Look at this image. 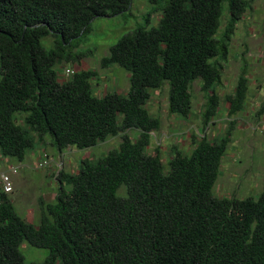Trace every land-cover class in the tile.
I'll use <instances>...</instances> for the list:
<instances>
[{"label":"trees","instance_id":"16d2710c","mask_svg":"<svg viewBox=\"0 0 264 264\" xmlns=\"http://www.w3.org/2000/svg\"><path fill=\"white\" fill-rule=\"evenodd\" d=\"M133 1L0 0L4 172L12 166L21 172L35 144L47 146V136L59 153L121 140L101 158L81 160L76 171L55 172L56 198L40 200L37 224L17 213V191L0 186V264H264V186L258 199L215 190L251 92L243 72L235 90L222 96L223 71L235 26L257 0H167L157 27L139 26L101 60L103 68L128 73V93L99 96L95 71L71 65L91 53L80 46L93 22L128 12ZM226 3L229 24L219 37ZM69 69L74 75H66ZM197 80L206 99L198 116ZM167 84L168 112L177 121L172 129L189 142L182 148L155 142L161 120L148 103ZM260 113L252 119L261 123ZM197 117L198 129L190 126ZM45 156L40 153L37 170ZM24 242L49 250V257L28 263Z\"/></svg>","mask_w":264,"mask_h":264},{"label":"rangeland","instance_id":"374dc122","mask_svg":"<svg viewBox=\"0 0 264 264\" xmlns=\"http://www.w3.org/2000/svg\"><path fill=\"white\" fill-rule=\"evenodd\" d=\"M166 4L167 0H157L156 2L134 0L128 12L114 17L99 18L93 22L91 32L84 38V42L80 46V51H90L91 53L83 58L81 64L71 66L76 72L82 69L95 71L97 76L92 79V85L97 95L103 96L106 92H119L125 95L128 93L130 88L128 73L118 66L103 68L101 60L110 55L111 48L124 36L134 32L139 26L147 25L148 29L157 27L162 16L160 8ZM229 19L230 10L226 3L218 32L219 37L226 31ZM49 40L48 47L51 46L53 39ZM43 43L46 44L45 41ZM67 66L64 63L63 69L65 70ZM243 72H247L251 84L250 102V99L254 98L253 93L257 87L264 85V0L255 1L235 26L230 41V57L225 64L223 83L220 87L222 96L235 90L238 78ZM201 84L202 82L197 80L192 87L193 110L197 116L203 111L206 103ZM168 93L169 86L167 84V87L154 94L148 103L150 112L161 120L160 135H157L155 142L162 143V147L166 149H170L169 146L182 148L189 142L184 137L185 132H183L184 134L182 131L175 133L176 131L172 129L176 126L177 121L176 117L168 112ZM251 104L252 102L249 103V106ZM257 112L258 109L255 110V114ZM245 120L234 121L232 143L228 152L235 156L231 157V163H228V159L224 160L225 164L223 162L215 190L216 193L226 197L258 199L264 186V122L259 123L252 119L251 115H248ZM260 124H262L261 129ZM199 125L200 118L194 123H190V126L197 129L200 127ZM230 127L228 123H225L224 131L227 132ZM131 135L136 136V131H131ZM51 141V136H47V146L37 142L33 151L31 150L28 154L24 163L29 165V169L24 170L27 175L26 181L17 180L14 184L12 177L14 190L19 194V198L15 202L16 211L34 224L39 222L40 200L44 197H46L45 200H51L53 197L51 198L48 192H57L56 175L61 169L76 171L84 158H101L110 150L116 149L121 142L119 138H115L101 143L96 148L86 150L69 148L63 152L65 154L62 158L60 156L62 153L51 146ZM153 145L156 144L153 143ZM44 151L50 159V165L42 170H37L36 164L39 158L32 157L31 152L34 154ZM59 157L61 158L59 159ZM20 250L28 263H41L50 255L49 250L36 248L27 242L21 245Z\"/></svg>","mask_w":264,"mask_h":264},{"label":"crops","instance_id":"0c3cea01","mask_svg":"<svg viewBox=\"0 0 264 264\" xmlns=\"http://www.w3.org/2000/svg\"><path fill=\"white\" fill-rule=\"evenodd\" d=\"M259 87H257V90H255V93H253L254 98H251L250 99L251 101L249 103L252 102V104L247 107L248 108L247 110H245L248 113L247 115H251V118H253V115H255V110L256 109H258V112L256 113V115L259 114V112H261L260 114H263L264 113V100H262V99H264V85H262V87L261 86H259ZM250 90H251V88H250ZM260 98H261V100H259ZM248 101H249V99H248ZM262 116H263L262 119H264V115H262ZM262 116H259V118H261ZM262 122H264V120L261 121V123ZM64 154L65 153H62V155H60V156H62V158H63ZM31 156L32 157H36L38 159V158H40V153L35 152L34 154H31ZM234 156L235 155H231V156H229L227 158L228 159V163H231V161H232L231 160V157H234ZM60 158L61 157H59V159ZM9 163H11V162H9ZM3 164L5 165L4 161H3ZM4 165H2V167L0 166V174H1V172H3L5 170ZM21 168H22L21 169V172L17 176H15V177L13 176L14 184H15V181H17V180L18 181H21V180L22 181H26L25 178H26L27 175H25L24 170L25 169L28 170L29 169V165L23 163V165L21 166ZM48 194H49V196H51V198L53 197L52 199H55L56 198V193L51 192V193H48ZM17 198H19V194L18 193L16 195V199Z\"/></svg>","mask_w":264,"mask_h":264},{"label":"built area","instance_id":"2783aa9c","mask_svg":"<svg viewBox=\"0 0 264 264\" xmlns=\"http://www.w3.org/2000/svg\"><path fill=\"white\" fill-rule=\"evenodd\" d=\"M66 75H74V70H66ZM50 165V159L45 156L43 160L38 163L39 169H44ZM20 173V168L18 166H12L8 172H4L0 175V186L3 188V191L7 194H11L14 191L12 177Z\"/></svg>","mask_w":264,"mask_h":264}]
</instances>
